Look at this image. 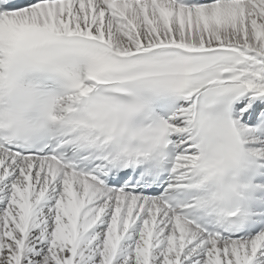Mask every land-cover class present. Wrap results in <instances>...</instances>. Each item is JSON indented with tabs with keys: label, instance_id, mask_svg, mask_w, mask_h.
<instances>
[{
	"label": "snow or ice",
	"instance_id": "snow-or-ice-1",
	"mask_svg": "<svg viewBox=\"0 0 264 264\" xmlns=\"http://www.w3.org/2000/svg\"><path fill=\"white\" fill-rule=\"evenodd\" d=\"M0 264H264V0H0Z\"/></svg>",
	"mask_w": 264,
	"mask_h": 264
}]
</instances>
